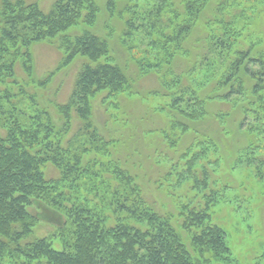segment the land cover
<instances>
[{
  "label": "trees",
  "instance_id": "16d2710c",
  "mask_svg": "<svg viewBox=\"0 0 264 264\" xmlns=\"http://www.w3.org/2000/svg\"><path fill=\"white\" fill-rule=\"evenodd\" d=\"M263 10L264 0H108L107 11L124 19L122 43L140 76L157 79L151 94L171 97L161 108L170 121L160 130L169 147L191 131L206 135L213 101L231 106L240 129L264 139V37L254 27ZM99 12L98 0H0V264H198L173 217L157 208L138 176L109 158L115 140L95 122L96 103L133 90L94 29ZM45 43L62 55L38 76L34 47ZM73 65L64 102L63 83L55 101L32 87L48 89ZM230 111L216 115L220 127ZM199 144L218 151L213 141ZM254 144L237 164L264 181V153ZM193 147L178 160L159 157L171 158L165 181L191 182L202 194V202L180 206L181 230L204 263L234 264L227 233L210 215L224 197L211 186L219 162H203L206 150ZM39 202L65 218L60 250L34 235L29 208Z\"/></svg>",
  "mask_w": 264,
  "mask_h": 264
},
{
  "label": "rangeland",
  "instance_id": "374dc122",
  "mask_svg": "<svg viewBox=\"0 0 264 264\" xmlns=\"http://www.w3.org/2000/svg\"><path fill=\"white\" fill-rule=\"evenodd\" d=\"M107 2L108 0H98L100 12L94 29L110 43L113 51L111 55L131 78L133 90L131 93L113 97L108 103L102 104L100 100L96 103L101 111L95 122L105 123L104 127H100L115 140V144L108 148L109 158L119 160L132 174L139 177L141 185L156 203L157 208L173 217L175 227L182 234L195 262L207 264L200 259L199 253L189 246L187 234L181 230L182 220L179 216L181 205L188 202L196 205L202 202V194L192 189L191 182L175 186L174 180L171 179L172 181L169 182L164 180L170 172L171 165L168 161L171 158L178 160L187 153V148L193 146L194 152L206 150L207 158L203 162H219L217 171L212 173L211 186L221 191L224 196L210 212L212 222L222 226L226 231L227 244L232 250L234 264H264V181H260L255 176L252 167L237 164L240 158L239 152L250 143L251 139H254V145L259 147L258 151L264 153V139L258 136L252 138L241 130L240 116L232 111L231 106H224L219 101H213L209 103V115L205 119L207 123L203 128L206 135L199 136L195 131H191L188 137L190 139L183 136L177 147H169L161 132L170 121L167 115L168 108L163 111L161 108H165L171 101V97L151 94L150 91L158 88L157 79L152 75L140 76L132 60L133 50L128 51L122 43L124 19L118 15H111L107 11ZM255 22L257 35L264 37V10L262 16ZM81 30L82 26L74 28L73 31ZM199 33L200 31L196 32V34ZM34 53L38 76L53 70L62 55L61 51L51 43L35 46ZM78 67L79 65H73L65 70L56 78L55 83L51 87L49 85L44 91L37 89L36 85L32 87L39 94H44L45 98L55 101L57 86L63 83L60 100L64 102ZM20 75L25 78V82H29L22 72ZM19 80L22 79L19 78ZM228 109H231L230 118H227L228 123L220 127L216 115L220 114V110L226 112ZM201 140L213 141L218 151L214 152L211 147L200 145ZM197 143L198 146H196ZM163 153L164 156L169 155L171 158L167 161L159 158ZM89 157L106 161L108 155L92 153ZM50 175L53 178L56 177L55 172H51ZM29 210L37 217L34 227L35 237L50 238L55 249H62L61 235L66 226L62 214L55 207L43 202L34 204Z\"/></svg>",
  "mask_w": 264,
  "mask_h": 264
}]
</instances>
